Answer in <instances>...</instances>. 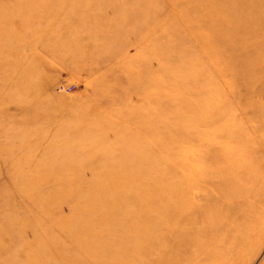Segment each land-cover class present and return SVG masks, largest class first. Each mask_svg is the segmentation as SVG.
Masks as SVG:
<instances>
[{
  "label": "rangeland",
  "instance_id": "1",
  "mask_svg": "<svg viewBox=\"0 0 264 264\" xmlns=\"http://www.w3.org/2000/svg\"><path fill=\"white\" fill-rule=\"evenodd\" d=\"M203 2L0 0V264H264V0Z\"/></svg>",
  "mask_w": 264,
  "mask_h": 264
},
{
  "label": "bare ground",
  "instance_id": "2",
  "mask_svg": "<svg viewBox=\"0 0 264 264\" xmlns=\"http://www.w3.org/2000/svg\"><path fill=\"white\" fill-rule=\"evenodd\" d=\"M200 1H201V3H199V4H204L203 0H200ZM211 12L214 14L216 11H215L214 8H210L208 15H211L212 16ZM171 49L172 48H170V47H167L166 48V50L168 52L171 51ZM247 135H249V134H247ZM235 136L238 137L237 134H235ZM162 137H163L162 138V141L159 140L160 142H163L165 145H168V146L172 145V143L170 141H167L164 136H162ZM239 139L242 140V142H244V141L245 142L246 141L249 142V140H246L245 138H242L241 135H240ZM211 150H213V149L207 148L205 150V152H204L203 155L209 156V152H211ZM239 152H237L236 154H233V155H227V154H225L224 157H222L219 160V162H220L219 165L221 166V168L222 169L223 168H227L226 170L231 173V175H232V177L234 179H238L240 175H243L242 174L243 170H245V169L246 170H249V167H250V164H251L250 161H249V159L248 158L246 159L243 156V155H247V154H245V153H247V151L246 150H242V153L240 152L242 154V156L239 157V158H237ZM203 155L202 154L200 155V159L202 158ZM198 159H199V157L196 160H198ZM234 170L235 171H238L239 173H233V172H235ZM245 175L246 176H244V178L250 179L251 176H252V173H245ZM100 188L106 189L107 187H105L104 185H97L96 190L101 191ZM231 190L228 191L227 189H225V192H220L221 193L220 195H222L223 198H224V196H228L229 197L230 195L232 197H235V196L239 195L240 192H241L240 190H236V188H234L232 191ZM103 193L106 196V194H107L106 190H104ZM249 209H252L251 208V205H249ZM249 213L252 214L253 211L252 210H249ZM108 214H110L109 211L106 212V215H108ZM99 217L102 218V217H104V215L100 214ZM180 218H181L180 219V222L182 223L181 230H175V228L172 227L171 234H169L167 236V239L168 240L170 239L169 245H170V249H171L170 255H167L168 256L167 259H170V257H172V259L173 258L174 259H177V257H178V251L180 249V246L183 245V244H181L182 241L184 240L185 237H187L190 233H192V230L195 231L194 227H196V226H197V229H196V233H195V240L196 241L199 240V229H198V227H199V224H200L199 222L201 220L198 217H195L194 211H192V210L191 211H188L185 208V206H183V212L180 213ZM104 219H102V220H104ZM99 220H101V219L99 218ZM179 224L180 223L178 222V228H179ZM246 226H247L246 227V229H247L246 231L247 232H251V230L254 229V227L256 226V221H255V219L252 216L250 217V219L248 218ZM219 233H221V232H219ZM148 256H149V254H148ZM223 257L225 258L224 255H223ZM221 259H222V256H221ZM137 264H140V262H138ZM158 264H166V263L164 261H162V259H159V263ZM212 264H222V263H218L217 262V259H216V256H215L214 262Z\"/></svg>",
  "mask_w": 264,
  "mask_h": 264
}]
</instances>
